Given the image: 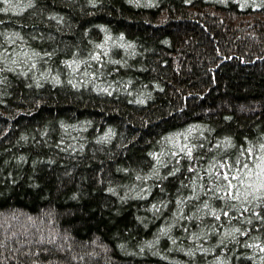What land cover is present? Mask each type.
<instances>
[{
	"label": "trees",
	"instance_id": "16d2710c",
	"mask_svg": "<svg viewBox=\"0 0 264 264\" xmlns=\"http://www.w3.org/2000/svg\"><path fill=\"white\" fill-rule=\"evenodd\" d=\"M261 145L264 0H0V264H264Z\"/></svg>",
	"mask_w": 264,
	"mask_h": 264
},
{
	"label": "snow or ice",
	"instance_id": "6c2138e0",
	"mask_svg": "<svg viewBox=\"0 0 264 264\" xmlns=\"http://www.w3.org/2000/svg\"><path fill=\"white\" fill-rule=\"evenodd\" d=\"M8 0H5V3H7ZM3 11H7V9H2ZM97 59H99V55H97ZM93 75H95V73H93ZM105 91H107V89H104ZM187 147V146H185ZM261 148H264V145L260 146ZM182 151H184L185 149L182 148ZM192 151V148H187V152L190 154ZM253 151L252 148L248 149V152L251 153ZM229 167H231V165H229ZM245 167L247 168V165H245ZM253 167L255 168V171L253 172L252 169H249L248 171V175L249 176H255L256 179L255 181H242V183H251L253 184V188L252 191L260 193L261 195H264V156H260V158L256 161V163L253 165ZM225 177H227L229 175V173L225 172L224 173ZM229 185H231V181H229ZM229 192H231V187H229ZM155 207V206H154ZM225 215H227V212H225ZM238 231V229H237Z\"/></svg>",
	"mask_w": 264,
	"mask_h": 264
}]
</instances>
